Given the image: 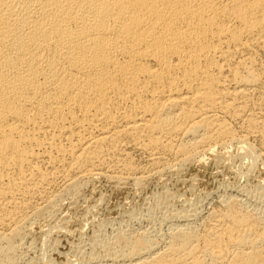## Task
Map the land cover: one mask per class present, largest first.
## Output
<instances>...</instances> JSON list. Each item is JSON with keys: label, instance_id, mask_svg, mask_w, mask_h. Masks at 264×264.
<instances>
[{"label": "bare ground", "instance_id": "bare-ground-1", "mask_svg": "<svg viewBox=\"0 0 264 264\" xmlns=\"http://www.w3.org/2000/svg\"><path fill=\"white\" fill-rule=\"evenodd\" d=\"M243 158L264 162V0H0V264H264V174L206 205L187 171ZM149 182L102 232L93 207Z\"/></svg>", "mask_w": 264, "mask_h": 264}, {"label": "rangeland", "instance_id": "rangeland-1", "mask_svg": "<svg viewBox=\"0 0 264 264\" xmlns=\"http://www.w3.org/2000/svg\"><path fill=\"white\" fill-rule=\"evenodd\" d=\"M256 139L255 138H251V142L253 141V143L254 144H257V140L255 141ZM235 149H237L236 147H230L229 148V151L231 152V153H235L236 152V150ZM242 160V159H241ZM241 160H236V162H235V166H234V162L230 165V166H228L227 168H225L224 170H218L212 163H206V164H198V165H192L191 167L190 166H188L187 167V171L190 169H192V171H195L196 172V176H197V181L198 182H196V190H199L200 188H204V189H216L217 191L215 192V193H210V195H208L207 196V199L205 200V204L206 205H210L211 203H214L215 201H216V199L219 197V195L221 194L220 192H222L220 189L221 188H219L218 186H220L221 184H220V182H222V181H224V182H226V181H232V182H238V183H242V184H244V182H245V184L246 185H249L250 183H251V185L252 184H254L255 183V177H256V175L257 174H260V176H262L263 174H264V162L262 163V161H258V163L256 162V164H258V165H256V168H255V170L254 171H252V173H250V174H243V173H240L239 172V169H240V167H238L237 165H239V163L241 164L240 166H242L241 167V169L246 165V162H247V159H244L243 158V160L241 161ZM138 161V164H142L143 163V161H141V159H138L137 160ZM238 161V162H237ZM209 164V165H208ZM229 168V169H228ZM237 170H236V169ZM217 169V170H216ZM240 169V170H241ZM215 170V171H214ZM230 170V171H229ZM233 170V171H232ZM219 173H218V172ZM214 172V173H213ZM197 173H199V174H197ZM216 173V174H215ZM230 173V174H229ZM235 173V174H234ZM210 174V176H208ZM199 175V176H198ZM235 175V176H234ZM201 176V177H200ZM223 176V177H222ZM228 176H229V178H228ZM244 176V177H243ZM254 176V177H253ZM231 177V178H230ZM252 177H253V180H251L252 179ZM233 178H235V179H233ZM239 178V181L237 180ZM102 180L103 179H100V180H98L97 181V186H96V190H95V192H93V193H91L92 195H93V197H95L97 194H100V195H104L105 194V196H108L109 194H107L108 192H110V187H109V184H107L104 180H103V182H102ZM220 180V181H219ZM170 181V182H169ZM179 180H176L175 181V179L174 178H168V179H166V183H164V186L165 187H168V188H173L174 187V185H175V183H177ZM250 181V182H249ZM101 182V183H100ZM210 182V183H209ZM98 183H100V184H98ZM170 183V184H169ZM199 183V184H198ZM214 183V184H213ZM219 183V184H218ZM149 184V186L147 185H145L144 186V188H142L141 190H139V191H137L136 193H134L133 195L135 196H133V197H131V198H134L133 200L129 197V196H132V194L131 195H129V196H127L128 195V191H125V192H121V193H117L116 195H115V197H106L105 199V203L103 204V206H97V208L96 207H93V211H92V213H93V215H92V217H94V218H92L91 216H90V219L92 218L95 222H96V220H97V218H98V221L101 219V218H105L106 220H107V216H108V218L110 219V221H109V219H108V221L110 222V223H108V221L105 223V224H107V225H103L102 224V226L104 227V229H103V227L101 228V231L102 232H105V233H107V232H109L110 231V229H111V227H112V225L114 226L115 224H117L118 222H119V220H120V222L122 221V220H124V219H128L127 218V215H126V213L125 212H123V213H121V212H119V210L117 209L118 208V203L120 202V204H122V206L124 207V208H126V207H131V206H133L134 208H136L137 209V207L139 208V209H137V211H139L141 208V210H140V212H143V211H145V209L147 208V206H148V197L149 196H147V195H150L152 192H154V191H156V189L159 187V185L157 186L156 184H154V183H152V182H149L148 183ZM198 185V186H197ZM218 185V186H217ZM218 188H217V187ZM250 186V185H249ZM98 188V189H97ZM109 188V189H108ZM105 189H106V191H105ZM102 191V192H101ZM105 191V192H104ZM220 191V192H219ZM104 192V193H103ZM217 192H218V194H217ZM139 193V194H138ZM96 194V195H95ZM146 194V195H145ZM95 195V196H94ZM120 196V197H119ZM127 196V197H126ZM139 196V197H138ZM210 196V197H209ZM145 197H146V199H145ZM213 197V198H212ZM139 198V199H138ZM216 198V199H215ZM211 199V200H210ZM115 200H116V202H115ZM136 200V201H135ZM63 201H65V200H63ZM107 201V202H106ZM118 201V202H117ZM145 201V202H144ZM210 201V202H209ZM81 202V203H80ZM78 203V205H79V209L80 210H84L86 207H88L89 206V204H90V197H89V195H88V198H86V199H84V200H80L79 199V201L77 202ZM80 203V204H79ZM124 203V204H123ZM132 205H131V204ZM140 203V204H139ZM145 203V204H144ZM135 204H136V206H135ZM138 205V206H137ZM144 205V206H143ZM115 206V207H114ZM106 207L108 208V209H106ZM111 208V209H110ZM100 209V210H99ZM75 211V212H74ZM74 211H69V218H70V220L72 221V224H74V222H76V220L80 217L79 215H81L80 214V212H77V210H74ZM97 211V212H96ZM100 211V212H99ZM102 211V212H101ZM104 212V213H103ZM94 213H95V215H94ZM119 214H120V216H119ZM122 214H123V216H122ZM72 215V216H71ZM76 215V216H75ZM111 215V216H110ZM115 216V217H114ZM86 217V216H85ZM89 219V220H90ZM113 219V220H112ZM115 219V220H114ZM75 220V221H74ZM129 220V219H128ZM131 220V219H130ZM88 221V220H87ZM85 221V225H84V228L82 227V232L84 231V234H83V236L82 237H84L85 235H86V233L88 232V230L91 228V220L90 221ZM115 221V222H114ZM87 222V223H86ZM117 222V223H116ZM114 223V224H113ZM110 224V225H109ZM112 224V225H111ZM88 225V226H87ZM87 226V227H86ZM90 227V228H89ZM85 228H86V231H85ZM105 230V231H104ZM49 239H51L50 237H49ZM44 248H45V246H44ZM32 248H29V249H25V251H22L21 252V264H43V262H42V260H43V257L42 256H44V253H43V251H46L47 249H42L41 251L42 252H40V251H35L34 249H32ZM28 250V251H27ZM27 251V252H26ZM31 251V252H30ZM25 254H24V253ZM37 252V253H36ZM34 253H36L35 255H34ZM39 253V254H38ZM24 255H27V256H25V257H27V258H25L24 257ZM34 257H33V256ZM37 257H39V258H37ZM35 258H36V260H35ZM22 260H24V261H22ZM26 260V261H25ZM33 260V261H32ZM39 262H38V261ZM27 262V263H26ZM32 262V263H31Z\"/></svg>", "mask_w": 264, "mask_h": 264}]
</instances>
